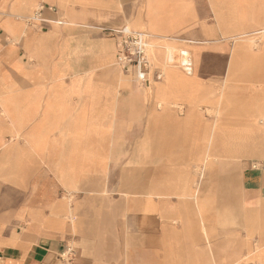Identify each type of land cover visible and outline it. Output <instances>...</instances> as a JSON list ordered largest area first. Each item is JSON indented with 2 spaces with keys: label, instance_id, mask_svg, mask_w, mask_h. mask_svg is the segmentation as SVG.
<instances>
[{
  "label": "crops",
  "instance_id": "crops-1",
  "mask_svg": "<svg viewBox=\"0 0 264 264\" xmlns=\"http://www.w3.org/2000/svg\"><path fill=\"white\" fill-rule=\"evenodd\" d=\"M123 27L161 62L151 96L117 65ZM217 82L234 91L211 99ZM263 121L264 0H0V264L63 247L74 264L264 263Z\"/></svg>",
  "mask_w": 264,
  "mask_h": 264
},
{
  "label": "built area",
  "instance_id": "built-area-1",
  "mask_svg": "<svg viewBox=\"0 0 264 264\" xmlns=\"http://www.w3.org/2000/svg\"><path fill=\"white\" fill-rule=\"evenodd\" d=\"M39 13L35 15L34 21L38 20ZM112 36L117 43L116 62L121 68L132 67L135 74V82L140 87L147 85L148 77L153 69V63L149 55L150 35L127 27L115 30ZM176 65L183 74L190 76L193 74V61L187 50L181 49L177 52ZM162 73L154 75V79L160 81ZM60 259L65 264H73L74 249L64 247L60 254Z\"/></svg>",
  "mask_w": 264,
  "mask_h": 264
},
{
  "label": "rangeland",
  "instance_id": "rangeland-1",
  "mask_svg": "<svg viewBox=\"0 0 264 264\" xmlns=\"http://www.w3.org/2000/svg\"><path fill=\"white\" fill-rule=\"evenodd\" d=\"M152 46L149 44V55L151 56V58L153 59V61L154 62H156V63H161L159 60H158V58H157V56L156 55H154L153 53H152ZM177 52H178V50H177ZM191 58H192V61H193V66H194V57L193 56H191ZM163 59H164V57H163ZM169 59V58H168ZM166 62L168 63L169 61L168 60H166ZM166 63V64H167ZM177 63V62H176ZM196 74H197V72H194L192 75H193V77H195L196 76ZM181 75H183V77H185V78H192V77H190V76H187V75H184L183 73H181ZM129 80H130V82H133L132 81V78L131 77H129ZM217 84H218V86H217V88H214L213 90H211L212 92H211V94H210V97H211V99L212 98H219L220 96H221V93L223 92V90L225 91V93L227 92L228 93V91H234V89L233 88H231V89H226L225 87H223L222 86V84H223V82H217ZM216 84V85H217ZM153 86L154 85H151V86H147V87H139L140 89H142L144 92H145V94L146 95H148V96H151L152 95V92H153ZM174 109L175 110H177L180 114H183V112H184V107L182 106V105H180V106H178V105H175L174 106ZM206 113H207V115H209L210 117H214L215 116V111L214 110H210V111H206ZM264 122V121H263ZM248 153V155H244L243 156V159L244 160H252L253 159V157H254V155L252 156V153L251 152H247ZM251 167H254V168H259L261 165L259 164H256V163H251V165H250ZM200 171H201V169H199V168H196V175L198 176L199 174H201L200 173ZM228 170H226V172H227ZM217 180H218V177H217ZM218 181H220V180H218ZM221 182H227V189H228V192H229V190L231 189V186H233V184H234V175L233 174H231V173H229V171H228V173H227V175H222L221 176ZM195 186H197V187H199L200 186V184H195ZM230 195V194H229ZM222 200V199H221ZM220 200V201H221ZM212 201H214V203H216V202H219V201H217L216 199L215 200H212ZM222 202V201H221ZM235 201L233 200V199H227L226 200V209H223L222 207L219 209L218 207L216 208V209H214L213 210V212H214V216H215V223H217V224H221V225H224V226H222V227H224V228H226L227 230H229V229H232V228H235L236 227V225L238 224V223H240L241 222V219L239 218L238 219V217H235V212L237 211L236 210V205H235V203H234ZM64 250V247L60 250V252L58 253V259L60 260V264H65V263H63V261L60 259V254L62 253V251ZM75 257H76V255H75V250H74V259H73V261H72V263L74 264V262H75ZM243 264H250L249 262H248V260H245L244 262H243ZM251 264H254V263H251ZM261 264H264V263H261Z\"/></svg>",
  "mask_w": 264,
  "mask_h": 264
}]
</instances>
